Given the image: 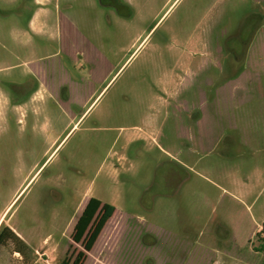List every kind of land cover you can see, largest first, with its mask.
I'll use <instances>...</instances> for the list:
<instances>
[{"label":"rangeland","instance_id":"rangeland-1","mask_svg":"<svg viewBox=\"0 0 264 264\" xmlns=\"http://www.w3.org/2000/svg\"><path fill=\"white\" fill-rule=\"evenodd\" d=\"M35 10L0 0V230L37 249L0 264H264V0H50L15 45Z\"/></svg>","mask_w":264,"mask_h":264},{"label":"trees","instance_id":"trees-1","mask_svg":"<svg viewBox=\"0 0 264 264\" xmlns=\"http://www.w3.org/2000/svg\"><path fill=\"white\" fill-rule=\"evenodd\" d=\"M112 205L102 203L96 198H91L87 202L84 211L74 225L72 240L79 243L83 240V249L89 251L96 241L106 220L114 212ZM96 218L94 219V216ZM263 228L256 234L260 239L261 249L264 251V236L261 237ZM13 246V253H18L22 258H26L30 249L27 244L9 227L4 226L0 230V246ZM83 258V253L79 252L74 259L65 257L59 264H79Z\"/></svg>","mask_w":264,"mask_h":264},{"label":"crops","instance_id":"crops-1","mask_svg":"<svg viewBox=\"0 0 264 264\" xmlns=\"http://www.w3.org/2000/svg\"><path fill=\"white\" fill-rule=\"evenodd\" d=\"M50 1V0H30L31 4L36 7V10L32 13V15H30L28 18H25L24 21L22 23H24L25 25L23 27H11V30H10V36H11V39H13L15 45H21L23 44V42L25 41H28L30 42L31 41V37L32 36H38V35H42L44 34V28H43V17L42 15L40 14V11L42 9V7H45L46 6V3ZM27 37V38H26ZM27 39V40H25ZM30 56L31 57H34V52L32 50H30ZM6 61V60H5ZM40 61L39 60H36V61H31V63L28 64V73H31V74H36L38 73V71L40 70V68H38L37 65H39ZM6 64V63H5ZM7 65V64H6ZM35 66V67H34ZM35 76V75H34ZM38 76V75H37ZM42 78L38 77V81L40 82V86L39 87H46L47 84H46V81L45 79L43 80L42 82ZM61 83L59 84H62L63 81H60ZM64 84V83H63ZM57 86V85H56ZM39 90H37L36 92H33L30 97H29V100L30 102L35 100L36 97L39 95ZM42 99V103H44L45 105H47L48 103H51L50 101L51 100H54L52 103L53 105L54 104H62V103H66L65 102V98L61 95H58V94H55L54 92H51L50 93H47L46 95H43L41 97ZM79 99L78 97H74V101L76 102H79ZM33 112V111H32ZM37 114V111L34 112ZM17 197V196H16ZM16 197L14 198V200L16 199ZM91 198H95L93 196H86L84 198V202L82 204V206H86L87 202L89 201V199ZM97 199V198H96ZM13 200V201H14ZM99 200V199H98ZM12 201V202H13ZM101 201V200H100ZM102 202V201H101ZM104 203V202H102ZM11 205V204H10ZM9 205V206H10ZM9 206L3 211V213L1 214L0 216V225L2 224V219L7 211V209L9 208ZM11 228V227H9ZM74 228V226H73ZM12 229V228H11ZM26 244L27 242L23 239V237L17 232L15 231L14 229H12ZM27 246L29 247L30 250H32V248L27 244ZM32 252H37V249L34 248L32 250ZM14 255H19L18 253H13Z\"/></svg>","mask_w":264,"mask_h":264},{"label":"flooded vegetation","instance_id":"flooded-vegetation-1","mask_svg":"<svg viewBox=\"0 0 264 264\" xmlns=\"http://www.w3.org/2000/svg\"><path fill=\"white\" fill-rule=\"evenodd\" d=\"M153 88H156V85H154Z\"/></svg>","mask_w":264,"mask_h":264}]
</instances>
